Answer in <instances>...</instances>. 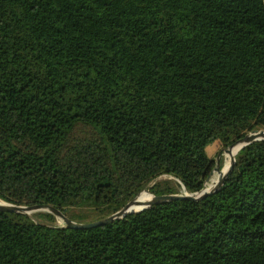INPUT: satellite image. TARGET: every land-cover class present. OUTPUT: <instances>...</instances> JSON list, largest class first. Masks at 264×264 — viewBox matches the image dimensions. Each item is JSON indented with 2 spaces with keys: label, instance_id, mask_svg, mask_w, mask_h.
<instances>
[{
  "label": "trees",
  "instance_id": "obj_1",
  "mask_svg": "<svg viewBox=\"0 0 264 264\" xmlns=\"http://www.w3.org/2000/svg\"><path fill=\"white\" fill-rule=\"evenodd\" d=\"M260 128L264 0H0L1 201L102 218L162 174L197 192L208 145ZM55 219L0 209V264H264V139L202 198Z\"/></svg>",
  "mask_w": 264,
  "mask_h": 264
},
{
  "label": "water",
  "instance_id": "obj_2",
  "mask_svg": "<svg viewBox=\"0 0 264 264\" xmlns=\"http://www.w3.org/2000/svg\"><path fill=\"white\" fill-rule=\"evenodd\" d=\"M264 139V128L260 129H254L249 132H247L245 135L242 137H239L237 140L232 142L228 147L225 148V150L231 155V162L229 166L226 167H221L220 162L211 170L210 175L207 177V182L210 181L211 179L213 182L208 185H206L204 188H202L200 191L197 192H180V193H162V194H155L150 191L149 188H144L141 190L136 196L131 198L129 201H127L120 209H118L116 212L106 216L102 217L96 220H91V221H78L70 218L66 213H64L61 209L58 207L50 204V203H35V204H17V203H12L8 201H2L0 202V209L1 210H6V211H14V212H21L25 213L27 215L32 216L31 214L35 211H50L56 214L57 216L61 217L64 220L65 226L67 227H73V228H89V227H95V226H100L103 224H106L108 222L113 221L116 218L123 217L129 213L137 212L144 210L151 205L171 199H176V198H193V199H198L206 196L210 192L217 190L226 180V177L228 176L229 172L233 169L235 160H236V154L239 151L240 148H242L244 145L255 141V140H260ZM239 145L237 151L233 152V149L235 146ZM221 151L218 153V161L219 158L221 157ZM217 171L218 172V177L217 179H213L212 174ZM146 190L151 193V198L148 200L146 204L143 206H139L138 209H136L135 206L140 204V201L138 197L141 195V193Z\"/></svg>",
  "mask_w": 264,
  "mask_h": 264
},
{
  "label": "rangeland",
  "instance_id": "obj_3",
  "mask_svg": "<svg viewBox=\"0 0 264 264\" xmlns=\"http://www.w3.org/2000/svg\"><path fill=\"white\" fill-rule=\"evenodd\" d=\"M226 147H228V146H223V144L219 140H217L214 143L208 145V151L210 152V154L212 156H214L217 159V164H218V162H220V165L222 164V167L223 168L226 167L227 162L228 163L231 162V155L225 150ZM220 151L222 153H221V157L219 158V161H218L217 156H218V153ZM165 177H170V176L167 175V174H162V175L158 176L157 178H155L154 180H152L149 183H147V186L145 188H148V186L151 185L152 183H154L156 180H160V179H163ZM212 177H213V179H217L218 172L215 171L212 174ZM210 182L212 183L213 180L211 179L210 181H208L206 185L210 184ZM146 194L147 193H144L142 195V197L144 195H146ZM146 202H147V200L144 203H146ZM70 211L72 213H74L75 215L80 214L82 216V217L81 216H78V217L75 216L74 217L75 218L74 220H78V221H91V220H96V219L101 218V216H102L101 213H100L101 212L100 210H97L96 208H93V207H91L89 205L78 206V207L74 206V207L71 208ZM40 212H44V210L35 211L31 215L34 218H38V213H40ZM55 222L64 223V220L61 217H59V216L56 215Z\"/></svg>",
  "mask_w": 264,
  "mask_h": 264
},
{
  "label": "bare ground",
  "instance_id": "obj_4",
  "mask_svg": "<svg viewBox=\"0 0 264 264\" xmlns=\"http://www.w3.org/2000/svg\"><path fill=\"white\" fill-rule=\"evenodd\" d=\"M238 147H239V145L235 146L234 149H233V152H235V150H236ZM229 164H230V163L227 162L226 168L229 166ZM144 193H147V194L144 195V196L142 197V195H143ZM150 198H151V193H150L149 191L144 190V191L141 193V195L138 197V199H139V201H140V204L137 205V206H135L136 209L139 208V206H140V207L143 206V205H144V202H145L146 200H147V202H148V200H149ZM0 202H2V201H0ZM147 202H146V203H147ZM146 203H145V204H146Z\"/></svg>",
  "mask_w": 264,
  "mask_h": 264
},
{
  "label": "crops",
  "instance_id": "obj_5",
  "mask_svg": "<svg viewBox=\"0 0 264 264\" xmlns=\"http://www.w3.org/2000/svg\"><path fill=\"white\" fill-rule=\"evenodd\" d=\"M210 153V152H209Z\"/></svg>",
  "mask_w": 264,
  "mask_h": 264
}]
</instances>
